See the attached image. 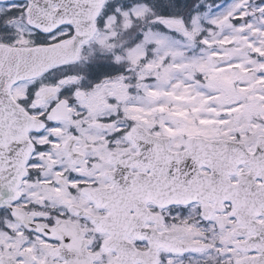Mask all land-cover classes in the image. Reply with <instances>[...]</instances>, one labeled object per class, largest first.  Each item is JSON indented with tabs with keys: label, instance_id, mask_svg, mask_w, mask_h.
Returning a JSON list of instances; mask_svg holds the SVG:
<instances>
[{
	"label": "snow or ice",
	"instance_id": "obj_1",
	"mask_svg": "<svg viewBox=\"0 0 264 264\" xmlns=\"http://www.w3.org/2000/svg\"><path fill=\"white\" fill-rule=\"evenodd\" d=\"M0 264H264V0H0Z\"/></svg>",
	"mask_w": 264,
	"mask_h": 264
}]
</instances>
